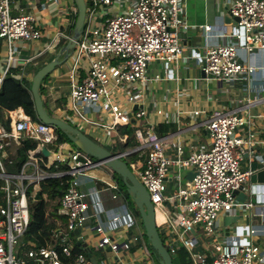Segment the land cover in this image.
Returning <instances> with one entry per match:
<instances>
[{"label":"built area","instance_id":"1","mask_svg":"<svg viewBox=\"0 0 264 264\" xmlns=\"http://www.w3.org/2000/svg\"><path fill=\"white\" fill-rule=\"evenodd\" d=\"M15 1L0 0V41L6 48V66L0 75V89L4 77L18 60L15 43H38L44 37V29L35 14L20 8ZM221 1L227 4L231 20L238 19L229 33L233 41L207 47L202 55L193 51L192 55L201 59L202 72L208 78L234 81L243 73L255 70L253 66L242 65L236 60L241 37L246 51L255 47L264 50V0ZM126 2L129 5L123 10L108 12L111 7ZM129 2L85 0L83 32L73 51L75 72L78 73L83 61L87 66L79 81L70 77L68 100L72 110L82 120H86L82 108L93 114L107 111L110 124L93 122L105 130H114L145 117L143 104L137 101V97L142 95V86L151 80L147 69L150 64L161 62L165 64L164 76L168 78L167 66L175 63L184 52L179 34L189 28L181 0ZM62 21L63 25L59 27L66 28L68 21L64 18ZM239 27L243 28V35L238 33ZM203 30L210 32L211 26H203ZM158 79L159 76H155L152 80ZM120 100L129 108L123 107ZM258 102L264 103V94L259 98L254 96L239 100L240 106L234 110H212L206 124L210 147L185 160L168 158L165 141L153 129H134L137 149H145L146 156L140 168L133 164L130 167L148 192L156 227L166 238L169 252L174 253L179 246L183 247L192 264H264V254L254 241L258 233L256 229L249 228L243 235L226 237L224 243L215 234L216 222L221 214L232 207L248 210L252 206V203H236L234 193L251 175L249 169L241 168V161L245 155H253V147L257 143L249 132L253 116L248 110ZM135 104L142 106L133 109ZM18 109V112L13 110L9 129L0 124V264H91L84 254H72L69 234L82 228L88 218L89 206L84 200L86 194L79 190V176L103 164L72 148L67 142L59 141L53 127L33 121L21 108ZM244 110V114H239ZM24 139L35 142V148L27 151V161L19 172L8 173L5 166L9 162L8 148L12 144L19 145ZM49 143L51 146H47ZM42 148L50 152L48 157L40 154ZM182 167L193 169L191 180L183 185L178 180L172 192L165 194L169 174ZM49 179H62L64 191L58 214L66 218V229L60 233L57 247L29 248L20 252L19 240L29 223L27 191L31 188V197L34 198L40 184ZM110 188L117 190L114 184ZM98 204L95 202V205ZM111 220L117 221L118 217L111 216ZM198 232L212 241L209 246L212 254L210 262L206 261V256L193 251V235ZM94 233L99 237L97 250L108 247L118 260L120 249L128 251L131 243L140 241L139 237H133L120 245L112 238L110 230L98 223ZM61 257L67 261H62Z\"/></svg>","mask_w":264,"mask_h":264},{"label":"crops","instance_id":"2","mask_svg":"<svg viewBox=\"0 0 264 264\" xmlns=\"http://www.w3.org/2000/svg\"><path fill=\"white\" fill-rule=\"evenodd\" d=\"M128 1L131 4L134 2V0ZM181 2L183 14L189 25V28L182 32L185 34V38L181 39V45L184 48L183 55L175 63L167 66V72L170 73L168 78L164 76L165 64L154 62L149 65L147 76L151 80L142 86V95L137 97V101L143 104L145 117L133 120V123L128 124L132 126L133 130L138 127L153 129L165 141L166 156L173 160L178 157L185 160L189 156L210 147L211 142L206 124L208 115L212 110H234L240 106L239 100L250 99L254 96L259 98L264 94L263 49L255 47L252 51H246L239 41L236 60L242 65L253 66L255 70L252 73H243L234 81H216L208 78L202 72L201 59L194 58L192 55L193 51L202 55L207 47L224 45L233 41L229 33L235 24L232 20L230 22L228 20L227 4L221 0H181ZM15 4L25 11L35 14L44 29L42 41L36 44L37 46L44 45L43 49L30 55L17 48L18 60L11 66V68L20 70V74H17L16 78L32 80L35 71L51 61L65 46L68 41L65 36L70 38L71 35L68 34V30L75 14V8L73 0H16ZM128 5L127 2L119 3L115 7H111L108 12H119ZM14 13L16 14V12ZM62 18L68 21L66 28L59 27L63 25ZM203 26H211L210 32H204ZM45 39H49V44H45ZM16 43L19 48L25 44ZM56 43L60 44V47L55 52L53 49ZM73 54L72 51L70 58L59 67L57 66L41 82L43 83L42 101H45L53 115L73 125L90 138L92 136L88 134H93L96 136L95 139L99 141L95 142L104 148L107 147L111 153L125 154L129 152L122 156L121 160L128 164L134 174L130 165L133 164L136 168H140L146 156L145 149H137L138 144L134 132L133 138L136 146L133 148L124 147L127 135L118 133L117 129L121 126L114 130H105L101 126L93 124V122L110 124V115L107 111L93 114L86 108H82L86 114V120H82L77 112L72 110V104L71 107L69 106L70 77L79 81L87 66V63L83 61L78 73H76L73 68L75 63ZM63 56L61 54L59 59H62ZM5 58V44L0 41V75L6 66ZM27 60L29 62H26ZM73 70L74 72H72ZM155 76H159V79L152 80ZM120 102H122L123 107L129 108V105L123 100ZM141 106L135 104L133 109ZM15 111L18 112L19 109ZM196 111L198 114H193ZM13 112L0 108V124L7 129L10 128ZM245 112L246 110L239 112V114ZM102 113L106 114V120L101 116ZM248 113L253 116L249 132L257 143L253 147V155L243 157L241 161L243 170H248L251 162L256 158L259 160V168L264 167V103L253 104ZM259 114L262 115L261 119H259ZM94 130L100 131L99 135ZM123 138L125 140H122ZM260 141L261 144H259ZM115 142H118L119 145L116 146ZM68 144L72 148L78 149L72 143L69 142ZM177 148H180V152H177ZM134 153L141 159L132 163L130 155ZM114 174L109 168L98 167L79 176V190L86 194L84 200L89 206L87 210L88 220L82 228L77 230L79 233L74 235L76 238L73 235L69 236V242L72 243L71 241L74 239L79 244V241L82 240L79 244L80 247L84 250L86 247L89 248L93 258L101 259L100 264H157L154 255L149 250L147 241L143 237L141 220L130 209ZM192 176V168L182 167L178 171L173 170L166 181L167 190H169L166 194L172 192L178 180L183 185L191 180ZM112 184L117 186V190L110 188ZM244 186L243 190L239 189L234 193V199L238 204L252 203L251 208L246 210L242 207H232L229 211L221 214L216 222L215 234L218 240L224 243V240L229 236L243 235L249 228H254L258 231L254 241L260 246L261 253L264 254V203L252 201L248 180ZM95 202H99V204L95 205ZM111 216H117L118 220L112 221ZM97 223L105 224L106 228H104L110 230L112 238L120 245L130 241L133 237H139L140 241L131 243L128 251L120 249L118 260L115 253L110 252L108 247H104L100 251L97 250L99 237L94 233V227ZM193 236L195 238L193 251L196 254L206 256V261L210 262L212 259L209 247L212 243L211 239H204L200 232ZM102 250H106L104 256L98 254Z\"/></svg>","mask_w":264,"mask_h":264},{"label":"trees","instance_id":"3","mask_svg":"<svg viewBox=\"0 0 264 264\" xmlns=\"http://www.w3.org/2000/svg\"><path fill=\"white\" fill-rule=\"evenodd\" d=\"M74 5V3H73ZM74 8L76 9L75 5ZM77 11L75 12L71 24L69 26L68 34H72L74 22L76 19ZM39 69V68H38ZM35 71V73L38 71ZM20 74V70L10 68L9 72L3 79V83L0 89V108H4L8 111H13L21 108L25 115L29 116L33 121L39 122L35 109L33 99L30 93L31 80L24 78H16V75ZM39 94H43V83L40 84ZM43 106L47 110V113L52 116L53 113L47 107L45 101ZM59 141L69 143L65 135L61 134L60 131L55 130ZM120 135H127L126 144L124 147H135L136 142L133 138V128L131 125L121 126L117 129ZM92 139V138H91ZM93 140V139H92ZM35 142L27 139L22 140L19 145L12 144L8 148L9 159L5 166L8 173H17L21 169L22 165L27 161V151L35 148ZM108 149L107 147H105ZM117 148V147H116ZM120 150V149H117ZM121 151V150H120ZM130 159L133 162L141 159L138 155L131 154ZM114 178L120 184L121 190L125 196V200L130 206V209L135 216L139 218L136 207L131 202V198L127 194L125 187L121 181V178L114 174ZM40 189L35 193L34 198L31 197L33 194L32 189L29 188L28 193V211H29V223L24 235L20 238L19 251L27 250L29 248L45 247V246H58V237L60 233L66 229V218L63 215L58 214L60 208V199L63 195L64 187L62 185V179H49L40 184ZM1 198V193H0ZM142 225V224H141ZM143 237L147 241L144 228ZM74 236V232H71L69 236ZM159 236L162 240L163 245L165 242L161 233ZM74 238H76L74 236ZM72 242V254H84L87 257L86 250L80 247L77 241L74 239ZM149 250L154 255L156 263L159 264V257L156 252L151 248L150 243L147 241ZM166 247V246H165ZM167 248V247H166ZM168 252L169 249L167 248ZM91 252V251H90ZM170 253V252H169ZM173 264H192L189 254L187 251L179 246L174 253H170ZM88 258V257H87ZM62 261L67 260L61 257Z\"/></svg>","mask_w":264,"mask_h":264},{"label":"water","instance_id":"4","mask_svg":"<svg viewBox=\"0 0 264 264\" xmlns=\"http://www.w3.org/2000/svg\"><path fill=\"white\" fill-rule=\"evenodd\" d=\"M73 3L76 7L77 15L70 38L65 46L59 50L58 54L51 61L42 66L33 75L31 80L30 93L33 99L36 116L39 122L60 131V133L65 135L68 141L75 145L82 153L90 156L97 162H101L121 178L127 194L131 197L133 205H135L138 211L146 239L160 259L159 264H173L171 256L159 236V232L155 224V214L148 192L131 172L128 164L121 160L123 154L111 153L109 150L93 141L90 137L73 125L58 117L50 116L43 106V101L39 94L41 82L45 77L52 73L57 66L61 65L68 58H70L71 53L75 48V43L83 32L86 15L85 0H73ZM228 20L229 22L231 21L230 16L228 17ZM232 21L236 23L238 22V19L233 18ZM238 33L243 35L242 27L238 28ZM179 38L184 39L185 34L180 33ZM240 43L243 45V37H241ZM61 54L64 56L62 59H59ZM40 154L44 157H48L50 152L47 149L42 148L40 149ZM249 170L251 171V175L248 179V185L252 201L255 203H264V167L259 168V160L256 158L253 162H251ZM244 187L245 186L243 184L239 189L243 190ZM78 233L79 232L77 230L74 231V234L77 235ZM81 241L82 240L79 241V244ZM82 245L85 246L83 243ZM86 251L91 264H100V258H93L89 248L87 247Z\"/></svg>","mask_w":264,"mask_h":264},{"label":"rangeland","instance_id":"5","mask_svg":"<svg viewBox=\"0 0 264 264\" xmlns=\"http://www.w3.org/2000/svg\"><path fill=\"white\" fill-rule=\"evenodd\" d=\"M63 8H64V6H63ZM109 11V10H108ZM46 41H44L45 42V44H49V42H48V40L49 39H45ZM42 41V40H41ZM36 44H38V43H32V42H28V43H25V44H23V47H21V48H19V46H17V43L15 44V47L16 48H18V49H21L22 51H26V53H28V54H30V55H33V54H35V53H37L38 51H40L41 49H43V47H44V45H42V46H37ZM60 44H58V43H56V44H54V51L56 52V51H58L59 49V46ZM74 51V50H73ZM74 55L75 54H73V57H74ZM68 62V61H67ZM59 67V66H58ZM70 103V102H69ZM69 106L71 107V103L69 104ZM102 117H103V119L104 120H106V114H104V113H102V115H101ZM1 119V118H0ZM95 132H96V134L97 135H99V133H100V131H96V130H94ZM93 131V132H94ZM89 136H92V139L94 140V141H97V142H99L97 139H95V137L96 136H94L93 134H88ZM116 143V146H118L119 145V143L118 142H115ZM100 168H107L105 165H102V166H100ZM169 190H167L166 191V193L168 192ZM165 193V194H166ZM88 216V215H87ZM140 218V217H139ZM87 220H88V218H87ZM87 220H86V222H87ZM86 222H85V224H86ZM101 225L103 226V227H105V224H103V223H101ZM106 228V227H105ZM161 236L163 237V239H164V242H165V246H166V238L164 237V235H163V233H161ZM203 237H204V234H203ZM204 239H205V237H204ZM207 239H209V238H207ZM22 252H24V250L22 251ZM98 254L100 255H105L106 254V250H102V252H98ZM108 256L110 257V255L108 254Z\"/></svg>","mask_w":264,"mask_h":264},{"label":"bare ground","instance_id":"6","mask_svg":"<svg viewBox=\"0 0 264 264\" xmlns=\"http://www.w3.org/2000/svg\"><path fill=\"white\" fill-rule=\"evenodd\" d=\"M47 146H51V144L49 143V144H47Z\"/></svg>","mask_w":264,"mask_h":264}]
</instances>
